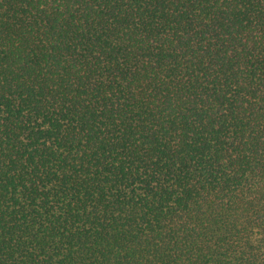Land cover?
<instances>
[{
  "label": "trees",
  "instance_id": "trees-1",
  "mask_svg": "<svg viewBox=\"0 0 264 264\" xmlns=\"http://www.w3.org/2000/svg\"><path fill=\"white\" fill-rule=\"evenodd\" d=\"M0 264H264V0H0Z\"/></svg>",
  "mask_w": 264,
  "mask_h": 264
}]
</instances>
